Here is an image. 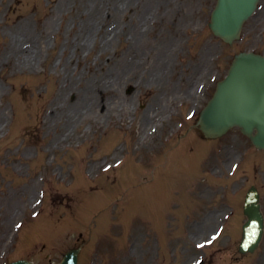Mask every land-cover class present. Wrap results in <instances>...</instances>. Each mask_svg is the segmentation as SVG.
<instances>
[{
  "label": "rangeland",
  "instance_id": "obj_1",
  "mask_svg": "<svg viewBox=\"0 0 264 264\" xmlns=\"http://www.w3.org/2000/svg\"><path fill=\"white\" fill-rule=\"evenodd\" d=\"M215 2L0 0V264H57L79 245L81 264H264V238L238 251L250 186L264 210V150L194 125L234 54L264 53V0L233 45L208 27ZM24 28L41 53L23 70L1 58ZM65 78L74 91L49 116Z\"/></svg>",
  "mask_w": 264,
  "mask_h": 264
},
{
  "label": "water",
  "instance_id": "obj_2",
  "mask_svg": "<svg viewBox=\"0 0 264 264\" xmlns=\"http://www.w3.org/2000/svg\"><path fill=\"white\" fill-rule=\"evenodd\" d=\"M259 0H218L210 27L226 42L239 39L246 21L257 8ZM207 137H218L233 126L260 148H264V55L241 52L235 56L225 80L220 81L213 98L204 107L198 122ZM259 194L252 189L245 212L249 216L244 228L250 250L259 244L264 218L258 203ZM242 246L245 250L246 247ZM78 250L69 251L62 264H77ZM11 264H33L20 260Z\"/></svg>",
  "mask_w": 264,
  "mask_h": 264
},
{
  "label": "bare ground",
  "instance_id": "obj_3",
  "mask_svg": "<svg viewBox=\"0 0 264 264\" xmlns=\"http://www.w3.org/2000/svg\"><path fill=\"white\" fill-rule=\"evenodd\" d=\"M21 32L16 31V33H12V38L10 42H7L4 46V50L2 53V58L1 62H10L11 64H17V67L19 69H30V68H35L36 63L38 62V58L36 57L37 53H41V45H38L37 42H35L34 36H31V34L26 31V28L21 29ZM140 35L139 29L135 31L134 37L137 38ZM92 35H90L91 37ZM80 47H78L76 50H79ZM36 51L35 55H32L33 52ZM78 54V53H77ZM80 57L78 56V60ZM11 60H13L15 63H13ZM161 65V64H160ZM160 65L156 66L157 71L154 69L153 72V77H158L163 74V68H161ZM131 66L137 67L138 63L133 60L131 63L128 64V68H124L122 72V80L126 78L127 73L130 71ZM135 71V69H133ZM156 71V72H155ZM121 81L120 76L115 77V83H119ZM70 89H72V86L67 78L64 79L63 83L60 86V94L56 98L57 100L55 101V104L53 103L52 107H48L47 109L49 110V116L51 115H56L62 108V105H59V101H67L68 96L70 95ZM72 91H74L72 89ZM55 100V99H54ZM95 100V99H94ZM99 100V99H98ZM91 100L89 104L86 101H81V106L78 109V111L75 112L74 117H77L81 112L84 111H91L95 108V103L92 102ZM99 104V109H101L103 106L106 107V109L109 110L111 106H115L116 104V99L112 98L111 100L107 99L105 100H99L96 101ZM50 108V109H49ZM83 110V111H79ZM0 120H2V116H0ZM3 125H1L2 127ZM0 127V128H1Z\"/></svg>",
  "mask_w": 264,
  "mask_h": 264
}]
</instances>
